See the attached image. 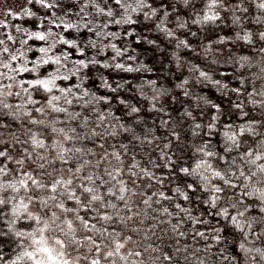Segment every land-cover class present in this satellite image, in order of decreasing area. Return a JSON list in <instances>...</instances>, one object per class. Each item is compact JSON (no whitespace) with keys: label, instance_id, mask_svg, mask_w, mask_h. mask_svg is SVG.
<instances>
[{"label":"snow or ice","instance_id":"1","mask_svg":"<svg viewBox=\"0 0 264 264\" xmlns=\"http://www.w3.org/2000/svg\"><path fill=\"white\" fill-rule=\"evenodd\" d=\"M0 264H264V0L7 9Z\"/></svg>","mask_w":264,"mask_h":264},{"label":"trees","instance_id":"2","mask_svg":"<svg viewBox=\"0 0 264 264\" xmlns=\"http://www.w3.org/2000/svg\"><path fill=\"white\" fill-rule=\"evenodd\" d=\"M25 3V0H22L20 3H17V4H15V8H13V9H19L23 4ZM11 8V7H10ZM3 18H5V16L4 17H1L0 16V19H3ZM9 19H15V18H9ZM15 22H19V20L17 19V20H15ZM248 53V50L247 49H244L243 50V53L242 54H247ZM110 54V53H109ZM150 62V61H149ZM122 75H123V73H121ZM150 75V74H149ZM200 91H202L203 92V94L204 95H208V96H210V98H214L213 96H212V92L214 91V89H212L211 88V86H206V87H203L202 89H200ZM153 243H159V241H157V240H153Z\"/></svg>","mask_w":264,"mask_h":264},{"label":"rangeland","instance_id":"3","mask_svg":"<svg viewBox=\"0 0 264 264\" xmlns=\"http://www.w3.org/2000/svg\"><path fill=\"white\" fill-rule=\"evenodd\" d=\"M22 0H0V16L4 17L5 12L10 7L15 8V4L20 3Z\"/></svg>","mask_w":264,"mask_h":264}]
</instances>
